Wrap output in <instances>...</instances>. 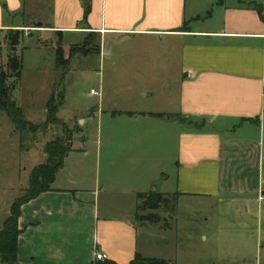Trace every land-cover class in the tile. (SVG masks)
I'll use <instances>...</instances> for the list:
<instances>
[{"label": "crops", "instance_id": "obj_1", "mask_svg": "<svg viewBox=\"0 0 264 264\" xmlns=\"http://www.w3.org/2000/svg\"><path fill=\"white\" fill-rule=\"evenodd\" d=\"M254 4L264 16V0H0V34L40 20L37 32L83 35L72 45L99 41L103 59L114 53L107 40L129 39L135 44L124 55L144 60L102 65L104 85L106 77L118 88L130 72L141 78L143 109L114 110L105 127L98 117L94 144L73 143L51 189L21 205L20 264H97L95 252L117 264L150 257L133 216L153 185L211 202L225 245L264 250V19ZM155 41L165 44L168 62L146 60ZM157 76L173 90L165 107L152 109L145 101L156 94Z\"/></svg>", "mask_w": 264, "mask_h": 264}, {"label": "rangeland", "instance_id": "obj_2", "mask_svg": "<svg viewBox=\"0 0 264 264\" xmlns=\"http://www.w3.org/2000/svg\"><path fill=\"white\" fill-rule=\"evenodd\" d=\"M42 9L45 14L49 12L48 7L43 6ZM42 9L35 8V13L41 12ZM27 17L28 15L23 17L25 23L29 22ZM20 19L22 18L19 17ZM37 22L40 20L33 21L30 28L22 29V37L16 46V53L22 58V69L11 91L12 100L22 109L27 121L43 124L48 98L52 94L60 95L62 106L57 112V117L67 123L69 128L80 127V130L74 132V145L79 140L83 148H90L96 139L98 117L105 120V127L106 118L114 110L143 109L140 103L142 92H139L140 88L136 86L141 78L137 75L132 72L127 74L125 80L120 79L124 84L118 88L106 84V77L105 85L102 83V65L106 68V64L114 59L121 63L134 64L144 61L140 56L133 60L132 57L124 55L125 50L133 49V41L125 38L107 40L105 49H111L114 53L104 59L98 54L99 41H93L85 47L84 44H78L73 49L67 67L63 69L56 65V51L61 48L64 56L68 57L71 45L83 42V35L67 33L59 36L56 33L37 32L34 27ZM7 35L8 33L4 32L0 34V61L3 65L9 53ZM154 44L155 55L145 57L146 60L155 64L168 62L166 56L162 55L163 50L167 49L165 44L157 41ZM159 78L156 77L159 82L154 88L156 94L151 95L152 92H149L150 95L148 94L145 101L154 102L152 109L165 107L164 95L168 91L171 96L170 91L173 90L172 84L163 85ZM90 89L96 90L98 94L90 93ZM113 90L117 92L113 93ZM92 109L95 112L90 114ZM60 135V125H50L36 132L27 129L21 133L15 130L5 113L0 112V217L1 213H4L2 208L6 205L8 207V204L27 187L30 170L45 161L44 144ZM162 189L163 187L160 188L161 191ZM149 190L150 193H160L153 191L154 185ZM160 194L162 200L154 207L144 205L147 200L140 197L133 216V220L140 226L138 244L141 253L146 251L145 256L158 259L165 257L171 264H264V250L257 251L250 242L243 247L225 245L227 237L215 232L211 202L192 197H175L170 193ZM142 226H146L150 231L141 228ZM232 253L236 255L237 260L222 259Z\"/></svg>", "mask_w": 264, "mask_h": 264}, {"label": "trees", "instance_id": "obj_3", "mask_svg": "<svg viewBox=\"0 0 264 264\" xmlns=\"http://www.w3.org/2000/svg\"><path fill=\"white\" fill-rule=\"evenodd\" d=\"M85 15L89 11V2L85 1ZM261 19L263 16V7L261 5H253ZM5 33L6 41L9 47V53L5 65L0 61V112H4L14 126L15 130L24 132L30 130L36 132L39 129H45L50 125H60L62 127V135L55 139L47 141L43 146V152L46 159L43 163L34 166L29 173L28 185L24 188L23 193L17 196L9 206L7 217L3 220L0 227V263L1 264H20L17 260V239L20 233L18 228V217L20 215V207L23 203L35 198L41 192L51 189L57 171L62 167L63 160L67 153L72 150L74 132L80 130L78 127L69 128L67 123L57 117V112L62 106V98L60 95L52 94L46 102V116L43 124L38 125L24 118L23 111L19 108L11 98V91L15 82L20 77L22 69V58L16 53V46L22 37V29H8ZM78 44L71 45L68 57L64 56L63 50L59 48L56 51V65L65 69L72 56L73 49ZM2 45L0 43V56ZM12 80L11 82H8ZM164 119L174 117L170 114H158ZM145 197L144 205L154 207L162 200V195L157 192L140 195ZM97 264H117L112 260L99 261ZM128 264H171L163 259L153 257H143L136 255Z\"/></svg>", "mask_w": 264, "mask_h": 264}, {"label": "built area", "instance_id": "obj_4", "mask_svg": "<svg viewBox=\"0 0 264 264\" xmlns=\"http://www.w3.org/2000/svg\"><path fill=\"white\" fill-rule=\"evenodd\" d=\"M90 93L98 94V92L96 90H94V89H91ZM94 257H95V260L103 261V260H105L107 258V255L104 254V253H101V252H95Z\"/></svg>", "mask_w": 264, "mask_h": 264}, {"label": "water", "instance_id": "obj_5", "mask_svg": "<svg viewBox=\"0 0 264 264\" xmlns=\"http://www.w3.org/2000/svg\"><path fill=\"white\" fill-rule=\"evenodd\" d=\"M41 26H42V23L41 22H37V23L34 24V27H41ZM153 191H155V188H154Z\"/></svg>", "mask_w": 264, "mask_h": 264}]
</instances>
